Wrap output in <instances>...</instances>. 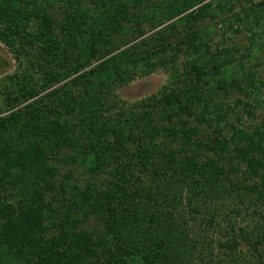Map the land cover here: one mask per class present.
I'll return each instance as SVG.
<instances>
[{"label":"trees","instance_id":"obj_1","mask_svg":"<svg viewBox=\"0 0 264 264\" xmlns=\"http://www.w3.org/2000/svg\"><path fill=\"white\" fill-rule=\"evenodd\" d=\"M142 20L173 21L118 44ZM0 41L27 63L7 107L67 79L0 117V264H264V115L243 119L264 110V0H0ZM158 70V93L115 111Z\"/></svg>","mask_w":264,"mask_h":264},{"label":"rangeland","instance_id":"obj_2","mask_svg":"<svg viewBox=\"0 0 264 264\" xmlns=\"http://www.w3.org/2000/svg\"><path fill=\"white\" fill-rule=\"evenodd\" d=\"M40 4L41 1L43 0H37ZM47 10L50 12V14H52V19H54L55 22H61V20L64 18V13H63V8L61 7V5L56 4L53 5L51 7H47ZM34 16L33 13L31 14V17ZM33 18V17H32ZM35 21V25H34V29H38L39 25V21L35 19V17L33 18ZM174 20V19H173ZM171 21H167L162 25H158L157 27H153V25H150L149 22L142 20L143 26H142V33L137 31V29L133 30L131 29V31L129 32V34H127V36L125 35H121L118 39V44L122 45L123 48L127 47L129 45H131L132 43L135 42H140L144 39H147L149 37H151L152 35H154L157 31H160L163 26H165L166 23L168 22H172ZM53 24V22H52ZM59 32V28H56V32ZM141 33V34H140ZM220 40L219 36H216V41ZM131 42V43H130ZM243 43H246V40L244 39ZM100 61H97L96 63H98ZM27 63L25 61L20 62L19 60H17L15 58V56L13 55V53L7 48V46H5L1 41H0V86H3L4 84H6L9 81L8 76H11L13 73H15L16 70L18 69H22L25 67ZM38 82L41 84L42 78L40 77V75H38ZM66 80L60 82V83H56L54 86L50 87L49 89H45L43 91L40 92V94L36 95L34 98H30L28 100L23 101L20 104H17L16 106H14L13 108L11 107H7L6 105H4L2 103V96H0V117L2 116H7L9 115L11 112L17 111L20 108L25 107L26 105H28L30 102H32V100H34L35 98H39L40 96L44 95V93L50 91L51 89L58 87L59 85L63 84L64 82H66ZM168 82V73H166L163 70H158L157 72L143 77V78H137L134 81H132L130 84L126 85V86H122L119 87L115 93H113L111 95V99L115 100L116 103L118 104L117 107H115V111H117L120 107L124 106L125 108H131L134 104L136 103H140L143 99H145L146 97L152 95V94H156L160 91V89L163 87V85H165ZM10 85V84H9ZM261 115H264V110L262 111H256V117L254 119H250L248 118V116L246 114H244L243 119L247 120L248 122L255 124L257 122H259ZM73 169L74 170V178L73 181L74 182H84L85 180V176L86 173L84 171V168L82 166H68L65 164H62L61 169H60V174H59V178L60 176L66 174L68 172V169ZM245 209V208H244ZM260 210L263 211L264 213V204L260 205ZM250 211H245L242 210V216L241 218L244 217V220L242 221V225H247V223L249 224V227H247L246 229H248L249 232H252L254 229L257 230V228L255 227V224L257 222H260L259 220H261L262 222V218L260 215H250L249 214ZM96 220L91 217L89 220H87L84 223V226L87 228H92L96 225ZM256 226H258L256 224ZM218 237H220V233L217 234ZM225 239V238H224ZM240 244L238 245L239 249L243 250V252L247 255H250V242L244 240V238H240ZM214 246V256H220L225 258L226 256L222 253L223 248L220 251V247L216 244L213 243ZM262 248V253H264V243L260 245ZM225 250V249H224ZM219 257V258H220ZM218 259V258H216Z\"/></svg>","mask_w":264,"mask_h":264}]
</instances>
